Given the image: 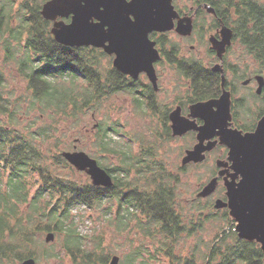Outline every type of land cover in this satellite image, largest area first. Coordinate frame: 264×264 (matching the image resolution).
<instances>
[{
	"label": "trees",
	"instance_id": "16d2710c",
	"mask_svg": "<svg viewBox=\"0 0 264 264\" xmlns=\"http://www.w3.org/2000/svg\"><path fill=\"white\" fill-rule=\"evenodd\" d=\"M43 2L0 0V34L9 33V38L23 47L21 53L15 52L9 42L7 52L9 58L16 61L20 75L27 80L32 107L39 105L43 113L76 117L85 110H96L108 97L123 88H128L131 93L136 92L131 87L133 84L114 69L107 72L101 70V61L107 56L103 51L58 44L51 33L53 22L41 14ZM201 2L217 9L224 23L234 31L233 40L240 42L258 64V71L263 73L264 1ZM166 36H160L158 42L163 45L162 52L166 59L177 65L189 80L192 101L216 96L220 92V81H216L215 75L209 73L200 61L179 60V50L174 43H171L170 51L164 48L169 43ZM1 81L0 74V86ZM63 81H68V84L61 83ZM80 82L84 83V88L79 86ZM149 102L152 110L157 108L153 97ZM19 110L10 99L5 100L3 88H0V116H9L10 121L16 124L14 115ZM99 132L102 133L99 144L104 153L119 154L113 144L116 143L118 130L114 126L104 128L101 125ZM48 134H51L48 127L42 126L37 131L24 134L16 129H8L0 121V179L1 182L6 180L7 185L6 188L0 185V259L22 264L26 259L37 260L41 257L40 250L43 256H53L55 252H50L45 243L37 239L38 233L53 232L65 236L61 246L76 264H108L111 257L100 244L93 250L86 249L85 237L76 229L71 215L77 207L92 208L113 197L119 202L116 214L119 230L127 229L135 215L136 218L143 217L139 219L138 228L143 231L146 229L149 235L152 229L161 233L162 249H168V255L174 261H180L175 244L182 234L191 230L177 207L175 188L166 180L164 169L163 172L161 168L152 169L147 154L135 157L121 152L120 167L107 168L99 162L113 176L112 187L79 183L62 176L54 168H72L61 154L50 156L37 144V141L48 138ZM144 162L146 174L138 170L140 178H131V166ZM147 174L155 176L151 178ZM34 177L39 183L36 186L31 184ZM43 200L45 203L41 204ZM208 208L215 209L209 201L204 206V209ZM220 212L223 213L224 224L232 223L228 209L216 213ZM234 228L229 233L222 234L221 231L217 235V243L210 247L204 264H264L260 245L240 239ZM36 247L38 252L34 250ZM142 255L141 250H138L128 256L126 261L136 264L138 259H143ZM139 264L150 263L145 259ZM184 264L194 262L187 260Z\"/></svg>",
	"mask_w": 264,
	"mask_h": 264
},
{
	"label": "rangeland",
	"instance_id": "374dc122",
	"mask_svg": "<svg viewBox=\"0 0 264 264\" xmlns=\"http://www.w3.org/2000/svg\"><path fill=\"white\" fill-rule=\"evenodd\" d=\"M46 1L48 0H37L43 4ZM197 1L174 0V3L177 8L189 11V8L196 7ZM204 21L200 19L192 35L187 38H183L176 31L167 33L166 38L169 43L166 44V47L169 50L171 43H174L179 49L181 57L187 60L200 61L204 66L211 68L218 61L213 58L209 50L211 35L205 32V28L212 23ZM9 37L7 32H4L3 35L0 34V74L2 75L0 88H3L5 100L10 99L20 110L15 114L16 117L14 115L18 124L12 123L9 116L3 115L0 116L1 124L8 129L12 128L24 132V134L29 131H37L42 126L48 127L51 133L48 134L49 137L44 141H37L45 153L54 156L68 150L84 151L107 168L122 166V155H119L121 152L135 157L147 154V160L150 161L152 169L159 170L161 168L162 172L163 169L166 171V180L171 182L175 188L177 207L191 230V232H185L177 239L175 251L180 257V261L176 262L168 255V249H162L163 238L161 233L159 234L157 230L152 229L151 235H149L145 232L146 229L143 231L138 228L139 219H143V217L136 218L137 215H135L132 224L127 229L119 230L118 221H116L119 202L111 197L92 208L81 206L72 211V222H75L76 229L85 237L86 249L93 250L100 244L105 249L106 254L110 255L109 257L119 256L121 264H128L126 258L138 250L143 253V259H138L136 264L145 259L150 264H184L187 260L194 262V264H204L210 247L217 243V235L221 231L222 234L224 232L229 233L236 226V223L233 220L232 223L224 224L222 222L223 213H216L220 210L204 209L209 200L197 199L199 190L206 186L215 173L218 175L216 172L218 153L212 154L205 163L199 166L182 168L185 150L198 141L191 133L177 139L176 136L171 135V130L169 132L166 125L169 121L165 120L164 114L175 109V102L180 98L186 100L191 95L187 79L168 61L162 62L158 66L157 111H152L146 105V100L142 99L140 95L122 89L108 97L96 110H85L76 117L72 115L65 117L51 112L43 113L39 109V105L36 108L32 107L27 80L20 75L16 61L10 59L7 52L9 42L15 52L21 53L23 47H19L17 42ZM226 63L230 64V69L239 72L235 76L229 75L235 95L238 98H244L241 100L243 105L236 108L237 118L240 123L245 125L256 123L263 102L251 94L252 88L245 87L240 83L248 76L240 79L237 76L245 70H247L245 71L246 74H253L258 71L259 66L247 54L238 40L228 52ZM100 67L103 72L112 70V59L108 56L103 58ZM61 83L68 84V81ZM149 84L147 76H141L137 89L141 92L147 91L144 87ZM79 86L84 88V83L80 82ZM101 125L104 128L114 126L118 130L115 137L116 143L113 144L116 146V150L120 152L119 154L104 153L100 148L101 132L99 129ZM131 162L133 164V160ZM54 168L59 174L70 180L79 183H91V178L85 172H79L73 167L71 169L63 166ZM131 169V178H140L138 170H142L146 174V163L136 164L135 167L132 165ZM147 175L151 178L155 176V174ZM157 176L159 177V175ZM224 177H219L217 193L211 198L212 200L214 198L215 203L216 197L226 196ZM35 178L31 181L32 186L39 184ZM0 185L6 188V180L1 182L0 179ZM214 200L211 202L214 203ZM43 203L45 200L41 202V204ZM213 213L214 215L210 216ZM48 233H38L37 239L45 243L46 249L55 253L51 257H46V255H42V250H40L41 257L36 260L37 264H76L61 246L65 236L55 234V240L52 243H46L45 238ZM34 250L38 252V247ZM0 264L15 263L9 259H0Z\"/></svg>",
	"mask_w": 264,
	"mask_h": 264
},
{
	"label": "water",
	"instance_id": "95a60500",
	"mask_svg": "<svg viewBox=\"0 0 264 264\" xmlns=\"http://www.w3.org/2000/svg\"><path fill=\"white\" fill-rule=\"evenodd\" d=\"M205 7L214 12L211 6ZM41 14L53 22L51 33L58 44L102 49L115 56L113 65L119 72L133 79L146 73L155 88L157 73L154 64L161 56L151 34L176 31L189 37L194 29L192 16L181 18L173 0H133L132 4L127 0H48L42 5ZM128 16L136 21L135 25L129 22ZM65 19L70 21L67 23ZM233 38L234 31L224 23L221 39L210 38L211 48L220 60L233 44ZM214 70L222 75L221 96L192 104L188 118L181 117V109H176L171 115L173 135L197 132L198 142L186 152L184 165L202 163L206 153L219 143L229 149L228 158L217 161L218 175L206 184L198 197L212 195L218 188L219 177L225 176L227 200L218 199L215 209L227 208L236 223L239 238L258 243L264 253V116L253 132L243 134L238 129H230L232 94L226 89L222 64L215 65ZM257 80L260 93L264 76H258ZM197 119L204 123L198 125ZM214 137L219 139L213 141ZM61 155L77 171L85 172L94 186L109 188L114 185L113 176L86 152L63 151ZM54 240L55 233L49 232L45 242ZM119 262L120 257L115 255L110 264ZM22 264H37V261L29 258Z\"/></svg>",
	"mask_w": 264,
	"mask_h": 264
},
{
	"label": "flooded vegetation",
	"instance_id": "af4514ba",
	"mask_svg": "<svg viewBox=\"0 0 264 264\" xmlns=\"http://www.w3.org/2000/svg\"><path fill=\"white\" fill-rule=\"evenodd\" d=\"M173 4H174V6H175V8H176V10L178 11V13L180 14V16H181V18H184V17H190V16H192V18H193V24H194V29H193V32H194V30H195V28H196V24H197V22L201 19V20H205L204 22H211L212 24L211 25H209L208 27H206L205 28V32H208L209 33V35H211V37H215V38H217V39H221V29H222V25H223V23H224V21H223V18H221L220 16H219V14H218V12H217V9H215L214 7H212L213 9H214V12H211V11H209L206 7H205V5H208L207 3H205V2H201V0H198L197 1V5H196V7L194 8V7H191V8H189V11H186V10H182L181 8H177V6L175 5V3H174V0H173ZM194 10V11H193ZM193 11V12H192ZM212 18V19H211ZM70 20H67V19H65V22H69ZM176 23H177V21H176ZM225 24V23H224ZM226 25V24H225ZM228 26V25H227ZM228 27H230V26H228ZM231 28V27H230ZM232 29V28H231ZM168 33H170V32H168ZM155 34V35H154ZM165 36V35H167V33H153V34H151V39L153 40V41H155L156 43H157V45H156V47H157V49L159 50V52H160V56H161V58L154 64L155 65V69H156V73H157V84H158V80H159V76H158V72H157V68H158V66L162 63V62H167L168 60L166 59V57H165V55L163 54V45L162 44H160L159 42H158V38L160 37V36ZM183 38H187V36H182ZM190 37V36H189ZM210 37V38H211ZM209 42H210V40H209ZM235 43V41L233 40V44ZM232 44V45H233ZM232 45L230 46V47H228L227 48V51H226V53L224 54V57H223V59L222 60H220L219 59V57L217 56V52L216 51H214L211 47H209V50L212 52L211 54H212V56H213V58L215 59V60H217L218 62L216 63V64H214L211 68H209V67H207V66H204V67H206V69L209 71V73H211V74H213V75H215V79H216V81L218 82V81H220V92L216 95V96H214V97H210V98H208V99H205V100H200V101H208V100H211V99H218L220 96H221V94H222V86H221V82H222V75H221V72H217V71H215L214 70V67H215V65H217V64H222V66H223V70H224V74H225V77H226V89L227 90H229L230 92H231V94H232V120H231V126H230V129H238V130H240V131H242L243 132V134H245V133H250V132H253V131H255L256 130V127H257V124H258V122H259V120L264 116V113H263V111H264V85H263V87H262V91L259 93L258 92V90H259V81L257 80V77L258 76H264V72L263 73H261V72H259V71H256V72H254L253 74H246V72L245 71H247V70H245V71H243L242 73H241V75H238L237 77H238V79H240L241 77H246V76H248V78H246L245 80H243V81H240V83L243 85V86H245V87H249V88H252V90H251V94L253 95V96H255V97H258V98H260L261 100H262V102H263V106H262V108L260 109V111H259V114H258V119H257V121H256V123L254 122L253 124H250V125H245V124H243V123H240L239 122V120H238V118H237V112H236V108H237V106L239 107V105H243L242 104V102H241V100L242 99H244V98H238L235 94V91H234V88H233V85H232V81H231V77H229V75H237V73H239V72H237L235 69H230V64H228V63H226V58H227V54H228V52L230 51V49H231V47H232ZM164 48H166L167 50H168V48L166 47V45L164 46ZM99 50H101V51H103L102 49H99ZM171 50V48L168 50V51H170ZM179 50V49H178ZM104 52V51H103ZM105 53V52H104ZM106 54V53H105ZM108 57H110L111 59H112V65H113V61H114V59H115V56H110V55H108V54H106ZM106 56V57H107ZM179 57L180 58H178L179 60L181 59H185V60H187L186 58H184V57H181L180 56V52H179ZM105 58V57H104ZM169 62V61H168ZM170 63V62H169ZM171 64V63H170ZM173 66H175V68H176V70L182 75V76H184L185 77V79H187L186 78V76L182 73V71L181 70H179V68L177 67V65H175V64H172ZM113 69L117 72V73H119V74H121V76H124L125 77V79L128 81V82H131V84H133V86H131L136 92L134 93V94H137V95H140L141 96V98L142 99H145L146 100V105L149 107V99L151 98V97H153V99L155 100V102L157 103V95H156V93L158 92V87L157 88H155L154 87V85H153V83L149 80V78H148V76H147V74L146 73H141L140 75H139V77L137 78V79H133V78H131L130 76H128V75H124V74H122L121 72H119L117 69H115V67H114V65H113ZM231 73V74H230ZM147 76V78H148V80H149V85H146L144 88L147 90V91H144V92H141V91H139L137 88H138V83H139V81H140V78H141V76ZM187 81H188V83H189V86H188V88H189V92L191 93V90H190V82H189V80L187 79ZM248 81V83L247 84H244V82H247ZM255 88V89H254ZM123 90H127V91H129L130 93H131V91L128 89V88H123ZM192 98H193V94L191 93V95L189 96V97H187L186 98V100H183L182 98H180L178 101H176L175 102V106H176V108L175 109H172V110H170L169 112H166V114H164V118H165V120L166 121H169L170 123H171V125H170V123L168 122V123H166V125H167V127H168V130H169V132H170V130H171V135L173 136V137H175L174 135H173V129H172V120H171V115H172V113L176 110V109H178V108H180L181 109V117H183V118H188L189 117V114H190V106L192 105V104H194V103H196V102H200V101H196V102H193L192 101ZM140 103H142L141 101H140ZM157 106V108H155V109H151V107H149L152 111H157V109H158V105H156ZM188 108V109H187ZM167 118V119H166ZM204 122H203V120H201V119H197V124L198 125H202ZM191 133V135H194L195 136V139H196V141H197V132H195V131H191V132H189V133H187V134H185V135H188V134H190ZM185 135H183V136H176L175 138H177L178 139V137H184ZM217 139H219L218 137H214L212 140L214 141V140H217ZM207 143V142H206ZM196 144H194L193 146H191L189 149H187V150H185V153H184V156L183 157H185L186 156V152L188 151V150H191V149H193L194 148V146H195ZM69 151V150H68ZM75 151V150H74ZM214 153H218V156L217 157H219V158H217V160H216V168H217V170H216V172L217 173H219V171H220V169L218 168V166H217V161L218 160H226L227 158H228V153H229V149L225 146V145H222V144H217L216 145V147L212 150V151H210V152H207L206 153V159H205V161L207 160V158L208 157H211V155L212 154H214ZM97 160V159H96ZM98 161V160H97ZM205 161H203L202 163H194V162H190V163H188L187 165H184L183 164V158H182V168H188V167H193V166H199V165H201V164H203V163H205ZM98 163H99V161H98ZM100 165V164H99ZM217 175H216V173L212 176V178L208 181V182H210L214 177H216ZM203 188V187H202ZM201 188V189H202ZM200 189V190H201ZM218 189V188H217ZM199 190V192L197 193V199L198 200H209L210 202L211 201H213L214 200V198H213V200L211 199L212 198V196L214 197V195H216V193H217V190L212 194V195H210L209 197H206V198H200V197H198V194L202 191H200ZM215 199H222V200H224V201H226L227 200V197L226 196H221V198H219V197H216ZM216 200V201H217ZM212 203V202H211ZM213 204V206H215V200H214V203H212ZM227 208H224V209H221V210H226ZM113 256H115V255H113ZM113 256H111V258L109 259V262H108V264H110V261H111V259H112V257ZM75 263V262H74ZM119 264H121V258H120V263Z\"/></svg>",
	"mask_w": 264,
	"mask_h": 264
},
{
	"label": "snow or ice",
	"instance_id": "6c2138e0",
	"mask_svg": "<svg viewBox=\"0 0 264 264\" xmlns=\"http://www.w3.org/2000/svg\"><path fill=\"white\" fill-rule=\"evenodd\" d=\"M127 3H128V4H132V3H133V0H127ZM133 15H135V14H133ZM128 20H129V22H130L132 25H135L136 21L133 20L131 16H128Z\"/></svg>",
	"mask_w": 264,
	"mask_h": 264
},
{
	"label": "built area",
	"instance_id": "2783aa9c",
	"mask_svg": "<svg viewBox=\"0 0 264 264\" xmlns=\"http://www.w3.org/2000/svg\"><path fill=\"white\" fill-rule=\"evenodd\" d=\"M235 230V229H234Z\"/></svg>",
	"mask_w": 264,
	"mask_h": 264
}]
</instances>
